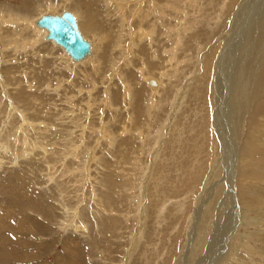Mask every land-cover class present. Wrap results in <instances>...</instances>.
I'll list each match as a JSON object with an SVG mask.
<instances>
[{
  "label": "rangeland",
  "instance_id": "obj_1",
  "mask_svg": "<svg viewBox=\"0 0 264 264\" xmlns=\"http://www.w3.org/2000/svg\"><path fill=\"white\" fill-rule=\"evenodd\" d=\"M263 6L0 0V264H264V83L236 123L226 77ZM49 11L92 56L45 37Z\"/></svg>",
  "mask_w": 264,
  "mask_h": 264
},
{
  "label": "bare ground",
  "instance_id": "obj_2",
  "mask_svg": "<svg viewBox=\"0 0 264 264\" xmlns=\"http://www.w3.org/2000/svg\"><path fill=\"white\" fill-rule=\"evenodd\" d=\"M264 7V6H263ZM239 11H240V9H239ZM49 12H51V11H49ZM71 12V11H70ZM75 17L77 16V15H75L73 12H71ZM47 14H52V15H56L55 13L53 14V12H51V13H48L47 12ZM62 14V13H61ZM77 14V13H76ZM44 15H45V13H44ZM79 15V14H78ZM41 16V15H40ZM43 16V15H42ZM41 16V17H42ZM261 16H264V15H261ZM40 17V18H41ZM39 18V19H40ZM39 19H33L34 20V22H35V24L40 28V29H44L45 31H46V33L44 32V31H42V32H44L45 33V37L48 39V40H52V39H49L47 36H48V29L47 28H45V27H42V26H40L39 24H38V20ZM264 19V18H263ZM36 20V21H35ZM76 20H77V17H76ZM93 19H89V30H90V32L92 33L93 31L95 32L96 31V27H95V25H94V22L92 21ZM34 22H32V24H34ZM77 24H78V20H77ZM256 24H258V23H256ZM80 25H81V23H80ZM80 25H78V27L80 26ZM263 25V24H262ZM255 27V29H256V26H254ZM32 28V27H31ZM81 28H82V26H81ZM35 29V28H34ZM254 29V28H253ZM79 30H80V28H79ZM257 30H258V28H257ZM257 30H255V32H253L254 33V35L251 37V39L250 40H248V41H246V43H247V45H248V50H246L247 51V55L245 56L243 53H242V50H244L243 49V47H245V46H243L242 47V50H240L239 52H240V55L238 56V57H236L235 56V61L233 62V63H231V65L233 64V68H229V67H227L226 69H230V72H229V75L227 74L228 72H226V74L228 75V76H226V77H229V79L228 80H230V82L232 83V87H233V90H228L229 92H227V94H230V92L231 91H233V93L236 91H238L241 95L240 96H238V93H237V95H233V93L231 94V98H234V102H233V106H231V108H234L235 109V111H236V113L234 114V117H232L233 118V120L235 119L236 120V117L237 118H239V116H241L240 114H241V111H242V109L244 108L243 106H245L244 104V97H243V91H245L244 92V94H246V88H247V86L246 87H244L245 86V82H244V79H245V76L247 77V76H249V75H251L252 77H254V79L257 77L258 78V76L260 75V84H263L264 83V65H262V63H263V56L261 55V53H262V49L264 48V30H261V31H257ZM257 31V32H256ZM80 32H81V30H80ZM40 34H42V33H39V35ZM81 34H82V32H81ZM245 34V33H244ZM252 34V33H251ZM140 35V34H139ZM82 36L86 39V40H88L89 42H90V44H91V51L84 57V58H82V59H80V60H76V59H74V58H72V56L65 50V48L62 46V45H60V44H58L57 42H55L54 40H52V41H54L57 45H60L63 49H64V51L68 54V56L70 57V60H72V62H74V63H80V62H83V61H85V60H87L90 56H92V54H93V52H94V45H93V43L89 40V39H87L83 34H82ZM243 44V43H242ZM247 48V47H246ZM264 50V49H263ZM245 52V51H244ZM264 52V51H263ZM242 54L245 56V58H243V56H242ZM263 58H262V57ZM234 60V59H233ZM242 61H244V62H242ZM225 73V72H224ZM225 77V76H224ZM250 77V76H249ZM251 78V77H250ZM224 79V78H223ZM250 80L251 82L253 81H255V80ZM227 80V81H228ZM238 81V82H237ZM246 81V80H245ZM249 81V80H248ZM247 81V82H248ZM252 82V83H253ZM258 82V81H257ZM236 83V84H235ZM149 84L150 85H152V87H156L157 85H159L158 84V82L154 79H149ZM226 84V83H225ZM234 85L236 86V87H238L239 85H241V87L239 88V89H237V90H235L234 89ZM257 85V84H256ZM225 86V85H224ZM250 86H252V85H250ZM260 86V85H259ZM221 87H222V85H221ZM228 87V89H230L231 88V86L229 85V86H227ZM226 86H225V88H227ZM248 87H249V85H248ZM261 87V86H260ZM224 88V87H223ZM249 88H252V87H249ZM248 88V89H249ZM218 89V88H217ZM250 90V89H249ZM248 90V91H249ZM255 91V90H254ZM252 93V92H251ZM256 93V92H255ZM229 97V96H228ZM228 97H225V101L228 99ZM230 98V97H229ZM255 99V98H254ZM231 100H233V99H231ZM226 105V104H225ZM230 105V104H229ZM242 108V109H241ZM247 108H249V107H247ZM250 109V108H249ZM248 109V110H249ZM243 110H246V108L245 109H243ZM232 111H234V110H232ZM229 112H231L230 110H229ZM245 112V111H244ZM234 113V112H233ZM246 113H247V111H246ZM248 114V113H247ZM228 119V118H227ZM234 120V122H238L239 120L237 119L236 121ZM223 121V120H222ZM232 121V120H231ZM224 122V121H223ZM236 122V123H237ZM233 123V122H232ZM222 124V123H221ZM234 124V123H233ZM224 125V124H223ZM235 125V124H234ZM237 125V124H236ZM220 128V127H219ZM231 130V129H230ZM234 131V130H233ZM234 133V132H233ZM224 138V137H223ZM235 139V138H234ZM229 140V139H228ZM223 142V141H222ZM227 142V141H226ZM227 145V144H226ZM235 157V156H234ZM231 167V166H230ZM201 216V215H200ZM208 216V215H207ZM207 216L206 215H202V221L201 222H203V220L205 219V221L202 223L203 225L205 224V222H206V226H207ZM198 218V217H197ZM210 218V217H209ZM208 218V219H209ZM217 219V218H216ZM211 220V219H210ZM215 220V219H214ZM216 221V220H215ZM217 224V223H216ZM210 225V221H209V224H208V226ZM211 226V225H210ZM212 227V226H211ZM204 229H205V227H204ZM209 229V228H208ZM211 231H213V230H211ZM208 232H210V231H208ZM214 232V231H213ZM204 239H206V238H204ZM207 240H208V238H207ZM196 241V240H195ZM209 241V240H208ZM207 245V244H206ZM214 246V245H213ZM203 247V246H202ZM205 248V247H204ZM211 248V247H210ZM209 249V248H208ZM192 251V250H191ZM190 251V252H191ZM196 251V250H195ZM212 251V250H211ZM211 251H210V253H211ZM208 252H209V250H208ZM210 253H208V254H210ZM197 254V253H196ZM215 255V254H214ZM197 257H199V255L197 256ZM207 257V256H206ZM205 257V258H206ZM211 257V256H210ZM225 257V256H224ZM189 258V257H188ZM217 258V257H216ZM198 259V258H197ZM196 259V260H197ZM223 259V258H222ZM225 259V258H224ZM187 261H188V259H187ZM221 261V260H220Z\"/></svg>",
  "mask_w": 264,
  "mask_h": 264
},
{
  "label": "water",
  "instance_id": "obj_3",
  "mask_svg": "<svg viewBox=\"0 0 264 264\" xmlns=\"http://www.w3.org/2000/svg\"><path fill=\"white\" fill-rule=\"evenodd\" d=\"M38 24L48 29V38L62 45L76 60L84 58L91 51V44L78 27L76 17L70 11L62 14H45Z\"/></svg>",
  "mask_w": 264,
  "mask_h": 264
}]
</instances>
